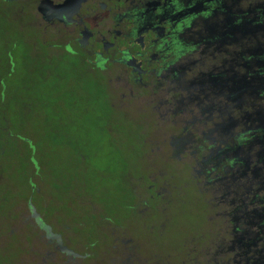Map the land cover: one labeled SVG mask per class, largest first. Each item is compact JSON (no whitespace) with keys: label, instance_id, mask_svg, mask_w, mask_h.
<instances>
[{"label":"flooded vegetation","instance_id":"flooded-vegetation-1","mask_svg":"<svg viewBox=\"0 0 264 264\" xmlns=\"http://www.w3.org/2000/svg\"><path fill=\"white\" fill-rule=\"evenodd\" d=\"M0 8L27 55L92 73L100 104L137 112L144 149L134 202L165 210L184 191L201 200L204 229L173 264H264V0H0ZM74 152L73 172H86ZM28 211L63 256L87 258L62 252L46 213L32 202Z\"/></svg>","mask_w":264,"mask_h":264},{"label":"rangeland","instance_id":"rangeland-1","mask_svg":"<svg viewBox=\"0 0 264 264\" xmlns=\"http://www.w3.org/2000/svg\"><path fill=\"white\" fill-rule=\"evenodd\" d=\"M2 11L0 79L7 95L0 100V264H173L184 240L204 229L201 200L184 191L165 210L146 211L140 199L134 202L130 187L137 185L142 163L137 152L144 149L136 137L137 112L100 104L102 80L92 73L27 55L14 44L17 23ZM10 69L15 73L8 74ZM74 149L88 167L77 175ZM50 167L58 171L51 174ZM30 202L46 213L45 223L69 248L87 258L57 251L27 221ZM120 232L128 243L116 249Z\"/></svg>","mask_w":264,"mask_h":264},{"label":"water","instance_id":"water-1","mask_svg":"<svg viewBox=\"0 0 264 264\" xmlns=\"http://www.w3.org/2000/svg\"><path fill=\"white\" fill-rule=\"evenodd\" d=\"M48 231L50 233V236L49 237L52 238V239H55L57 241V243H58V245H59V247H60V249H61L62 252L66 253V254H68L70 256H73V257H79L80 256L79 254L75 253L73 250H71L70 248H68L64 244L61 235L53 234L51 228H48Z\"/></svg>","mask_w":264,"mask_h":264},{"label":"trees","instance_id":"trees-1","mask_svg":"<svg viewBox=\"0 0 264 264\" xmlns=\"http://www.w3.org/2000/svg\"><path fill=\"white\" fill-rule=\"evenodd\" d=\"M55 174V173H54Z\"/></svg>","mask_w":264,"mask_h":264}]
</instances>
